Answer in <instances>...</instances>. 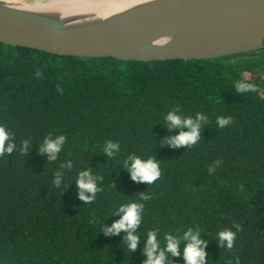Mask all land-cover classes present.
Segmentation results:
<instances>
[{"label": "trees", "instance_id": "16d2710c", "mask_svg": "<svg viewBox=\"0 0 264 264\" xmlns=\"http://www.w3.org/2000/svg\"><path fill=\"white\" fill-rule=\"evenodd\" d=\"M238 80L256 91L238 93ZM176 106L208 118L190 148L161 143L176 135L164 126ZM0 126L14 145L0 155V264H144L149 231L163 247L166 233L190 227L207 241V264H264V49L142 61L0 42ZM58 136L50 161L40 147ZM107 142L119 146L111 158ZM130 154L156 159L158 180L133 182L122 164ZM84 169L101 189L88 202L76 183ZM142 195L140 241L129 251L124 232L105 229ZM225 230L231 248L218 239ZM183 247L169 264H184Z\"/></svg>", "mask_w": 264, "mask_h": 264}, {"label": "water", "instance_id": "95a60500", "mask_svg": "<svg viewBox=\"0 0 264 264\" xmlns=\"http://www.w3.org/2000/svg\"><path fill=\"white\" fill-rule=\"evenodd\" d=\"M0 0V42L124 60L216 59L264 49V0H143L103 16Z\"/></svg>", "mask_w": 264, "mask_h": 264}, {"label": "clouds", "instance_id": "9594fccd", "mask_svg": "<svg viewBox=\"0 0 264 264\" xmlns=\"http://www.w3.org/2000/svg\"><path fill=\"white\" fill-rule=\"evenodd\" d=\"M234 87L238 93L256 91V87L252 83L243 80L236 81ZM207 119L201 112H196L194 116L185 115L178 106L172 107L164 115V126L169 132L176 130V135L166 137L161 143L173 148H190L200 140L202 123L206 122ZM216 122L223 127L229 123V119L218 117ZM64 140V136H58L55 139L45 138L40 151L47 153L50 161H55L57 154L62 149ZM24 147H27V142H25ZM13 148L14 145L10 141L7 129L0 126V155L12 152ZM118 150L119 146L112 142H107L104 148V152L109 158ZM122 164L130 179L136 183L151 185L161 175V165L152 157L144 158L141 155L130 154L122 161ZM67 167L71 168V164ZM76 183L80 190L79 198L86 202L93 200L96 193L101 191L97 185V178L89 169H84L78 173ZM56 184L59 186V178L56 180ZM145 199L148 197L142 195L139 200H129L127 203L119 205L114 214L120 218L105 229L106 234L116 235L124 232L126 234L125 243L129 251H134L140 241V236L136 233L142 223L144 210V205L140 201ZM218 239L221 243L226 242V246L231 248L234 234L228 230L221 231L218 233ZM181 242L184 243L182 251L184 264H207L205 251L207 241L201 238L199 230L191 227L184 230L182 234L166 233L163 237V247H161L162 241L158 239L156 231H149L144 244L146 257L144 264H169V257L181 255L179 250Z\"/></svg>", "mask_w": 264, "mask_h": 264}, {"label": "bare ground", "instance_id": "6f19581e", "mask_svg": "<svg viewBox=\"0 0 264 264\" xmlns=\"http://www.w3.org/2000/svg\"><path fill=\"white\" fill-rule=\"evenodd\" d=\"M143 0H31L25 8L54 10L63 15L86 12V16H105Z\"/></svg>", "mask_w": 264, "mask_h": 264}, {"label": "rangeland", "instance_id": "374dc122", "mask_svg": "<svg viewBox=\"0 0 264 264\" xmlns=\"http://www.w3.org/2000/svg\"><path fill=\"white\" fill-rule=\"evenodd\" d=\"M12 1H15L17 3H28V4H31V0H12Z\"/></svg>", "mask_w": 264, "mask_h": 264}]
</instances>
